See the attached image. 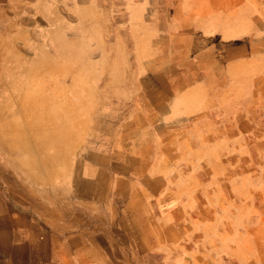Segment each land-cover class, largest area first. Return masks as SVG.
<instances>
[{"label": "rangeland", "instance_id": "rangeland-1", "mask_svg": "<svg viewBox=\"0 0 264 264\" xmlns=\"http://www.w3.org/2000/svg\"><path fill=\"white\" fill-rule=\"evenodd\" d=\"M0 264H264V0H0Z\"/></svg>", "mask_w": 264, "mask_h": 264}, {"label": "crops", "instance_id": "crops-1", "mask_svg": "<svg viewBox=\"0 0 264 264\" xmlns=\"http://www.w3.org/2000/svg\"><path fill=\"white\" fill-rule=\"evenodd\" d=\"M73 238L77 237V235H71Z\"/></svg>", "mask_w": 264, "mask_h": 264}]
</instances>
